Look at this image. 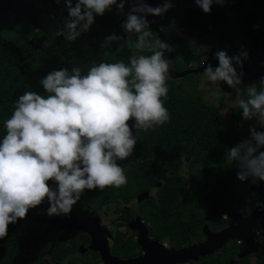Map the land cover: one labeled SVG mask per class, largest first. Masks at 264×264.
<instances>
[{
    "label": "trees",
    "instance_id": "obj_1",
    "mask_svg": "<svg viewBox=\"0 0 264 264\" xmlns=\"http://www.w3.org/2000/svg\"><path fill=\"white\" fill-rule=\"evenodd\" d=\"M36 1L0 0V20L18 23L17 26L0 28V140L6 135L4 122L11 117L15 101L25 90L45 94L39 82L48 72L65 67L70 71L75 66L86 75L93 63L124 61L128 64L133 54L151 55L134 48L135 36L127 39L122 23L129 11L121 12L113 6L103 16H96L89 31L82 33L75 42H69L63 36L53 35L68 18L63 0L60 3L44 0L51 8L54 9L51 3L56 8L49 26ZM158 1L159 6L164 3V0ZM171 2L173 7L160 16V28L167 43L174 48L173 61L177 70L195 66L193 62L198 61L195 58L198 48L209 51L216 46V51L231 50L221 38L219 24L221 18L227 16L232 30L251 38L258 37V52L252 60L255 65L264 67V0H243L232 7L230 0H226L223 5L214 3L208 13L195 0ZM75 3L73 0V5ZM147 19L151 22L152 39H160L151 15ZM28 29L39 31L33 41L24 34ZM15 30L18 33L11 40L2 32ZM112 33L124 39L113 42L105 50L108 53L105 56L101 44ZM18 41H23L24 45H18ZM47 41L52 44L51 48L45 47ZM235 66L238 72L246 73L244 65L243 69ZM190 76L194 79L185 84L167 77V99H161L170 113V121L140 132L132 155L118 161L125 170L126 185L92 191L95 197L90 202L95 213L104 206H114L123 211L124 220H130L132 212L123 205L135 203L137 196L144 191H153L139 203L138 209L151 234L168 239L172 245L192 240V234L203 224L201 213L206 219L215 221L235 210L236 202L242 205L260 200L259 194L247 188L255 185L252 178L239 180V168L226 160L232 137L243 120L242 109L239 106L233 108L227 118L222 112V103L211 105L203 101L200 78L194 74L187 75V78ZM220 85L225 92L234 90L224 82ZM240 87L244 88L243 84ZM205 178L208 182L204 185ZM158 182H161L159 187ZM42 204H48L47 200ZM32 211L42 212L39 207ZM54 228L49 223H34L28 216L10 224L8 235L0 239V264H50L46 253L53 262L63 263L76 250L70 242L79 239L81 234H66L54 244ZM69 264H74L72 259Z\"/></svg>",
    "mask_w": 264,
    "mask_h": 264
},
{
    "label": "clouds",
    "instance_id": "obj_2",
    "mask_svg": "<svg viewBox=\"0 0 264 264\" xmlns=\"http://www.w3.org/2000/svg\"><path fill=\"white\" fill-rule=\"evenodd\" d=\"M61 0H57L60 3ZM68 18L53 35L75 42L90 30L96 16L113 6L123 12L127 0H63ZM226 0H195L206 13L214 3ZM173 4L164 0L153 7L134 0L122 23L127 39L136 37L134 48L151 55L129 57V63H93L86 75L79 67L54 69L41 78L45 94L25 90L4 122L6 135L0 140V239L9 225L26 218L30 209L47 200L50 216L68 215L83 193L126 185L125 170L118 161L135 151L140 132L170 121L161 99H167L166 79L173 59L166 57L174 48L161 39H152L149 15L162 16ZM124 37L108 35L101 44L105 51ZM218 65L208 63L207 79L215 85L226 83L236 91V103L244 120L256 119L264 127V76L245 88L243 69L247 52L229 56L214 53ZM259 84V89H258ZM130 121H134L130 123ZM135 129V132L133 131ZM264 131L250 128V137L226 152L228 164H235L241 181H264ZM50 182L55 184L53 187ZM258 206L264 207L258 202Z\"/></svg>",
    "mask_w": 264,
    "mask_h": 264
},
{
    "label": "flooded vegetation",
    "instance_id": "obj_3",
    "mask_svg": "<svg viewBox=\"0 0 264 264\" xmlns=\"http://www.w3.org/2000/svg\"><path fill=\"white\" fill-rule=\"evenodd\" d=\"M248 37L252 41V46L245 50H250L254 46L253 38L250 36ZM235 51L239 50L235 49ZM258 130L264 131V127H259ZM207 182L208 178H205L204 185ZM159 186H161V183H158V187ZM259 187L260 186H257V183H255L254 186H248L247 188L250 191L260 195V200L258 202L261 203L263 201L264 193L258 191ZM146 192H148L149 196H151L153 191ZM94 197L95 194L93 192V196L88 201L87 208L84 212L79 213V203H76L73 206L72 211L77 214L78 220L86 224L93 223L95 219L100 221V227L106 228V230H104V234L107 241V251L113 257H118L119 259H131L145 256L147 254V250L143 247L139 240L141 232L138 229L133 228L131 224L135 213H140L138 209L139 203L137 198L135 201L137 202V206H134V203L123 205L132 212V217L130 220H124L123 211L117 210L118 218L116 221H114L116 228L114 232H112L106 225V218L109 215L108 207L104 206L99 210V213H95L92 205L90 204V202L94 200ZM258 202L243 203L242 205L239 202H236L235 210L225 213L221 218L218 217L215 221H213L212 218L206 219L204 214L201 213V218L204 219L201 229L192 234V240L190 242L185 241L181 245H172L168 239H160L153 236L151 234L149 225L146 223L141 213L140 215L142 221L149 228V238L159 242L164 251H177L188 246L204 243L209 239V232L221 231L227 228L232 222H235V237H231L224 241L222 246L215 251L208 254L196 253L184 261H181V256L174 254L172 255L171 262L167 261L165 264H264V222L262 219H260L257 223L251 224L246 220V218H248L252 214L253 210L257 207ZM49 206L50 205L48 204H42L41 211L44 212L46 208H49ZM232 212H235V221L231 217ZM59 217L62 216L59 215ZM71 217L72 212L68 214V219ZM100 227L95 232L99 239H101L99 232L101 229ZM62 231L63 234L61 235V238L58 239L55 235L56 242H54V244H57L59 240L62 239L66 234L72 236L74 232H80L79 234L81 235L79 236V239H75L70 242L71 245L76 247V250L71 253L70 256H68V258L61 264H69L70 259H72L74 264H112L108 262V260L103 256L101 249H91L83 252V250L91 244H95L98 246V248L102 246V241H96L92 234L78 229H74L70 233L67 231V229H62ZM162 249H159L158 253L161 252V254H164ZM166 259V256L160 255H154L152 257L154 264H162ZM46 260L50 262V264H60L53 262L48 253H46Z\"/></svg>",
    "mask_w": 264,
    "mask_h": 264
},
{
    "label": "water",
    "instance_id": "obj_4",
    "mask_svg": "<svg viewBox=\"0 0 264 264\" xmlns=\"http://www.w3.org/2000/svg\"><path fill=\"white\" fill-rule=\"evenodd\" d=\"M147 3L150 4L153 7L159 6V1L158 0H147ZM153 22L155 24V29L159 35V38L161 40H164L166 43V39L163 35V32L161 31L160 28V16H155L151 15ZM253 42L254 46L250 50H244V51H235V50H229L227 51L229 56H235L241 52H247L248 53V58L244 60V66L246 67V73L243 74V78H250L254 77L259 74L264 75V67L262 66H257L253 63L252 57L258 52V47H259V42H258V37L254 36L253 37ZM216 51V46H213L211 50L208 53V59L205 62H202L199 65L190 67L185 70H177L175 68V64L173 61L172 67L170 68V72L168 76L172 79H180L182 77H185L188 74H199L204 71L205 67L207 66L208 63H211L213 67L218 65V60L215 58L214 53ZM173 51L168 52L167 58L168 59H173ZM159 184L161 182H158ZM257 186H260L258 188L259 192L264 193V181H258ZM149 196L148 192H142L141 194L138 195L137 200L138 203H141L144 199H146ZM261 205H264V197L263 201L260 203ZM47 209L44 212L40 213H34L32 209L29 210L27 213L28 218L30 221L37 223V222H42V223H51L56 227L62 228V229H67V231L70 233L74 229H78L84 232H87L89 234H92L95 238L96 241L101 240L102 241V246L98 248L95 244H91L87 248L83 250L85 252L86 250H91V249H101L103 256L108 260V262L115 264H154L152 257L154 255H160V256H166V260L164 263L165 264L167 261L171 262L172 255L178 254L181 256V261H184L190 256L195 255L196 253L200 254H208L219 247L222 246V243L226 241L227 239L231 237H235V222H232L227 228L218 231V232H209V239L204 242V243H199L195 244L193 246H188L186 248H183L181 250H167L164 251L162 249V246L159 242L156 240H152L149 238V228L148 226L142 221L140 213L136 212L133 219H132V227L138 229L141 234H140V243L143 245V247L147 250V254L145 256H140L137 258H131V259H119L118 257H113L108 251H107V241L105 239V234L104 230H106L105 227H100V221L98 219H95V221L91 224H86L82 223L78 220L77 214L74 211L72 212V217L70 219L68 218H62L56 215L50 216L47 214ZM232 219L235 221V212L231 213ZM260 219L263 220L264 222V207H260L257 205V207L253 210L252 214L246 218V220L251 223L255 224L257 223ZM100 229V238L99 239L95 232L98 228ZM107 232V231H106ZM162 249L164 251V254H161V252L158 253V250ZM154 254V255H153Z\"/></svg>",
    "mask_w": 264,
    "mask_h": 264
},
{
    "label": "rangeland",
    "instance_id": "obj_5",
    "mask_svg": "<svg viewBox=\"0 0 264 264\" xmlns=\"http://www.w3.org/2000/svg\"><path fill=\"white\" fill-rule=\"evenodd\" d=\"M241 1L243 0H230V6H236L237 4H239ZM37 5L39 7L40 10V14L41 16H43L46 21H48L47 26L50 25V20L52 19V17L54 16V11L56 10L55 6L53 3L52 6L54 7L51 8L49 6V4H47L44 0H37ZM145 2L147 3V0H145ZM119 3V0H118ZM133 3L134 0H127V2L125 3V7L123 11H130V9L133 7ZM118 8V7H117ZM18 23L3 19L0 20V28L3 26H17ZM220 27L222 29V40H224L231 48V50H239V51H244L245 49L249 48L252 46V41L248 36H245L243 34H241L240 32H237L235 30H232V26H231V21L229 19V17H223L221 18L220 22ZM18 30H22L21 28H18ZM3 32V35L5 36V38H9L14 39V35L15 33H18L17 30H15L14 32ZM39 31L37 29H28L25 31V35L28 36L30 38V40L33 41L35 35L38 33ZM18 45L23 46L24 42L23 41H18L17 42ZM45 47L47 48H51L52 44L47 41L45 42ZM198 54L195 55V58L198 61L201 62H205L208 59V49H201L198 48L197 49ZM200 52V53H199ZM198 61L193 62V64L196 66L198 65ZM189 75V74H188ZM196 77L200 78V91L202 94V99L204 102L211 104V105H220L221 103L223 104L222 107V112L223 114L227 117L230 118L231 113L233 108L238 107V104L236 103L235 97H236V91L235 90H231L228 92H225L221 89V85H215L212 84L208 79L207 76L205 75L204 71L199 73V74H194ZM262 76L256 75L254 77H250V78H243V86L245 88V93L242 95V98H247L246 96V87L247 85L251 84V83H258L260 78ZM191 79H194V76H190L187 78V75L185 77H182L180 79H177V81L181 84H185V82L190 81ZM172 86V85H170ZM171 89H173V87H170ZM258 89H259V84H258ZM252 126H256L257 129L260 127L257 122L256 119H251V120H242L238 126L237 131L235 132V134L232 137L231 140V144H230V148L236 146L237 144H239L240 142H242L243 140L247 139L250 137V128ZM52 186H55L54 183H50ZM93 196V192L92 191H88L86 190L83 195L81 196V199L77 202L80 204V212H84L87 208L88 205V201L92 198ZM134 206H137V202L134 203ZM40 209L42 208V205L37 206ZM108 213L109 215L106 218V225L108 226V228L114 232L116 225L115 222L118 218V212L116 210V208L114 206H109L108 207ZM62 217H66L68 218V215H60ZM54 232L55 235L57 236V238H61V235L63 234V231L61 228L59 227H55L54 228Z\"/></svg>",
    "mask_w": 264,
    "mask_h": 264
},
{
    "label": "built area",
    "instance_id": "obj_6",
    "mask_svg": "<svg viewBox=\"0 0 264 264\" xmlns=\"http://www.w3.org/2000/svg\"><path fill=\"white\" fill-rule=\"evenodd\" d=\"M258 183V182H257Z\"/></svg>",
    "mask_w": 264,
    "mask_h": 264
}]
</instances>
